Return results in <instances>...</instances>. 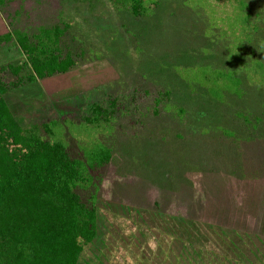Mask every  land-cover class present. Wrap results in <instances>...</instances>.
Listing matches in <instances>:
<instances>
[{
	"label": "rangeland",
	"instance_id": "rangeland-1",
	"mask_svg": "<svg viewBox=\"0 0 264 264\" xmlns=\"http://www.w3.org/2000/svg\"><path fill=\"white\" fill-rule=\"evenodd\" d=\"M2 1L0 12L13 30L69 23L85 48L69 72L10 92L9 104L26 126L89 115L93 105L114 98L131 97L128 109L140 105L131 113L143 123L141 137L117 134L115 160L100 171L99 235L79 264H264V180H257L263 153L252 149L258 171L245 181L238 146L222 133L264 139V87L255 84L264 81V0H245L249 28L239 26V0H157L154 13L144 16L109 0ZM13 12L17 17L8 20ZM242 51L250 62H240ZM26 60L17 40L0 47V65ZM236 64L258 81L245 80L240 98L217 101L181 78L201 76V66ZM146 85L153 102L158 89H167L164 106L184 108L183 118L170 113L168 120L162 111L141 118V108L153 103L142 92ZM121 117L114 122L126 120ZM65 122L55 133L75 145L79 138L91 145L104 138L96 126Z\"/></svg>",
	"mask_w": 264,
	"mask_h": 264
},
{
	"label": "trees",
	"instance_id": "trees-1",
	"mask_svg": "<svg viewBox=\"0 0 264 264\" xmlns=\"http://www.w3.org/2000/svg\"><path fill=\"white\" fill-rule=\"evenodd\" d=\"M109 1L134 16L151 15L158 6L157 0ZM239 4V26L245 28L248 25L249 28L252 15L245 0H239ZM71 27L69 23H64L41 27L37 32L19 33L17 40L27 60L20 65H0V264H79L85 246L94 242L99 235L100 171L115 160L117 134L141 137L139 131L143 123L139 124L140 119L131 113L134 109L138 110L137 106L140 105L136 104L133 109L126 108L131 97L114 98L108 106L97 103L89 115L65 117L30 126H26L21 117L14 113L7 99L11 91L67 73L76 66L77 57L85 55L84 45H81ZM251 30H246V33ZM11 38L12 35L1 36L0 47L9 44ZM243 53L240 52V62L246 64L250 58ZM236 66L235 69L201 66V76L194 78L187 74L186 78H181L190 88L200 87L215 100L223 102L227 95L243 97L245 80L258 82L248 79L241 64L240 69ZM185 69L189 68H183V71ZM8 73L15 79L7 80ZM255 84L264 87V81ZM135 92L134 95L139 94V91ZM142 92L152 100L147 85ZM168 93L167 89H158L154 102L152 100L153 103L141 108L145 110L141 118L147 119L151 114L158 115L162 111L168 120H171L168 118L170 113L182 119L186 112L184 108L168 104L164 106L163 101ZM118 114L125 115L121 118L126 120L115 123ZM244 119L251 123L247 116ZM65 120L72 123L81 120L87 125L96 126L97 132H105L104 138H97L92 145L86 139L79 138L75 145L66 133L62 137L55 133L57 125L62 124L64 129L62 122ZM165 121L160 124L167 125ZM258 121L259 118L256 119ZM107 127L112 128L108 130ZM144 127V132L149 133V127ZM222 131L238 146L241 156L239 169L245 181L255 179L254 171H258L259 161L254 163L253 156L249 155L252 149L263 153V168L257 180H264V139L257 136L242 140L236 138L233 131ZM46 135L52 139H46ZM182 137L183 134L178 135V138ZM259 196L254 198L258 205Z\"/></svg>",
	"mask_w": 264,
	"mask_h": 264
},
{
	"label": "crops",
	"instance_id": "crops-1",
	"mask_svg": "<svg viewBox=\"0 0 264 264\" xmlns=\"http://www.w3.org/2000/svg\"><path fill=\"white\" fill-rule=\"evenodd\" d=\"M0 3H3V1L0 0ZM11 16H13V18L15 19L17 17V14L15 12H13V14H8V16H6V18H8V20H9V18ZM0 17L5 19V13L0 12ZM4 21L5 22H3V20L0 21V37L5 36V35H12L11 42H10V44H12L13 42H15V40H17V35L19 33H22V30L16 26L14 27V30H13L12 29V27H13L12 20H10V23H8L6 19ZM9 31L11 32V34H9L10 33ZM13 35H14V37H13ZM17 42H18V40H17Z\"/></svg>",
	"mask_w": 264,
	"mask_h": 264
}]
</instances>
